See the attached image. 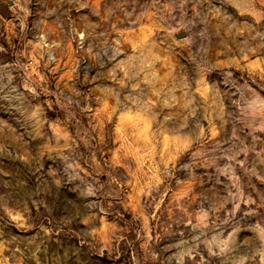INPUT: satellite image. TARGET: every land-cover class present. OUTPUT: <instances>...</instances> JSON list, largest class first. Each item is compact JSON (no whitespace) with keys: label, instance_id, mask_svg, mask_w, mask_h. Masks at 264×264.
I'll return each mask as SVG.
<instances>
[{"label":"rangeland","instance_id":"rangeland-1","mask_svg":"<svg viewBox=\"0 0 264 264\" xmlns=\"http://www.w3.org/2000/svg\"><path fill=\"white\" fill-rule=\"evenodd\" d=\"M0 264H264V0H0Z\"/></svg>","mask_w":264,"mask_h":264}]
</instances>
